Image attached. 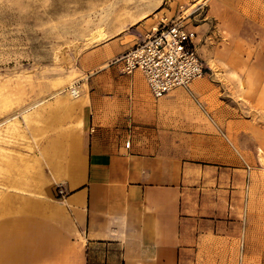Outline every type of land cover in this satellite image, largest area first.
I'll use <instances>...</instances> for the list:
<instances>
[{"label": "crops", "instance_id": "0c3cea01", "mask_svg": "<svg viewBox=\"0 0 264 264\" xmlns=\"http://www.w3.org/2000/svg\"><path fill=\"white\" fill-rule=\"evenodd\" d=\"M135 43H109L89 66L97 70L88 74L82 97L54 99L43 120L40 185L54 208V225L33 219L1 225L0 254L20 257L22 240L15 236L26 229L39 242L28 241L25 258L36 261L54 244L73 251L77 264H184L192 245L200 250L219 241L216 232H205L192 242L190 221L227 213L230 178L245 166L229 139L247 138L242 112L248 106L241 101L235 114L225 101L231 87L209 74L195 80L191 92L178 88L155 99L141 70L126 74L113 63ZM244 75L238 74L241 81ZM263 93L255 94L256 109ZM40 112L34 109L33 122ZM45 200L8 193L0 215L46 213Z\"/></svg>", "mask_w": 264, "mask_h": 264}, {"label": "rangeland", "instance_id": "374dc122", "mask_svg": "<svg viewBox=\"0 0 264 264\" xmlns=\"http://www.w3.org/2000/svg\"><path fill=\"white\" fill-rule=\"evenodd\" d=\"M164 25L195 33L207 74L232 89L225 101L237 115L241 101L248 106L242 112L249 122L247 138L229 139L245 166L241 176L230 178L227 213L190 221L192 242L205 232H216L219 241L200 250L192 245L184 264H264V99L258 110L253 105L257 90L264 92V0H0V203L8 193L45 200L43 120L54 99L82 97L88 74L97 70L89 66L109 43L137 42ZM33 108L41 111L34 122ZM63 195L58 188L55 198ZM44 202L46 213L0 215V226L27 219L53 226L54 208ZM22 232L15 236L22 240L21 256L0 254V262L77 264L71 262L73 251L54 244L36 261L28 260V241L39 240L29 229Z\"/></svg>", "mask_w": 264, "mask_h": 264}, {"label": "built area", "instance_id": "2783aa9c", "mask_svg": "<svg viewBox=\"0 0 264 264\" xmlns=\"http://www.w3.org/2000/svg\"><path fill=\"white\" fill-rule=\"evenodd\" d=\"M113 63L126 74L141 70L155 99L178 88L191 92L193 82L207 75L196 49L195 33L179 25H164L140 36ZM71 94L78 96L76 90ZM59 193L64 194L61 188Z\"/></svg>", "mask_w": 264, "mask_h": 264}, {"label": "bare ground", "instance_id": "6f19581e", "mask_svg": "<svg viewBox=\"0 0 264 264\" xmlns=\"http://www.w3.org/2000/svg\"><path fill=\"white\" fill-rule=\"evenodd\" d=\"M73 91H75V90H73ZM71 92H72V91H71ZM33 109H35V108H33ZM31 113H32V112H31ZM7 209H8V210H12V209H14V207H13V206H8V207L6 206L5 210H7Z\"/></svg>", "mask_w": 264, "mask_h": 264}]
</instances>
